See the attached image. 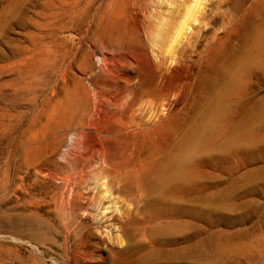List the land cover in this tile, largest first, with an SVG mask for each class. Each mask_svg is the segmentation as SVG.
Listing matches in <instances>:
<instances>
[{
    "label": "rangeland",
    "instance_id": "374dc122",
    "mask_svg": "<svg viewBox=\"0 0 264 264\" xmlns=\"http://www.w3.org/2000/svg\"><path fill=\"white\" fill-rule=\"evenodd\" d=\"M14 1L0 0V67L37 62L41 70L20 107L6 109L0 218L24 203L29 225L0 226V264H69L60 246L68 216L53 209L60 192L42 175L51 173L60 188L56 166L76 164L102 142L112 150L138 152L147 141L166 149L204 128L193 183L159 194L141 170L101 178L91 160L80 191L103 201L76 213L111 223L103 235L121 241L111 219L133 215L139 249L153 252L148 264H264V0H24L21 15L2 17ZM128 119L136 125L118 133ZM30 135L54 169L17 167ZM165 223L176 231L149 236V227Z\"/></svg>",
    "mask_w": 264,
    "mask_h": 264
},
{
    "label": "bare ground",
    "instance_id": "6f19581e",
    "mask_svg": "<svg viewBox=\"0 0 264 264\" xmlns=\"http://www.w3.org/2000/svg\"><path fill=\"white\" fill-rule=\"evenodd\" d=\"M23 1L24 0H19L18 2L14 1L10 5H8L4 9L3 11L4 15L2 17L13 18L16 15H21L24 12V9L21 10V14L18 10L22 9L21 2ZM35 1L36 0H31V3ZM129 1H133L131 6L136 4L134 3V0H129ZM78 15L82 16L80 14ZM40 70L41 69L39 65L37 64V62L29 64V65H24V67L20 65H15V66L6 67V68L0 67V149L5 143H9V140L7 139V131L9 128L8 126L9 123L7 124L8 120H7V114H6L7 106H9V103H11L16 108L20 107L22 94L25 93L26 91H29L30 88H32L35 84L39 82ZM7 77H10V78L6 79ZM123 120L122 122H120L121 126L117 127V130L115 129L118 133L123 132V130L129 129L133 127L134 125H136L132 119H128L127 121H123ZM194 128H196V126ZM210 128L212 129L213 127L211 126ZM206 131H207V128H204L202 130L198 129L194 131L191 135L186 137L185 139L183 138L179 139L176 145L173 143V145H175V146L171 145L173 146V148H169L167 146L168 149L162 148L161 144L160 146L158 144L157 146L156 145L153 146L151 145L152 143L151 141H150L151 143H148L147 141L146 143L144 142V146H142V150L141 151L138 150V152L131 151L129 148L122 149V150H116V148H114V150H112L110 147L106 145V143L104 144L102 142L101 145L99 144L95 146L93 150L94 154H91L88 157L86 156V158L84 159L82 156H80L78 159H76L77 160L76 164L66 161L64 164H59V166H56L57 168L59 167L58 169L60 170L63 176V185L60 188H58L52 183L53 177L51 173L49 175H45V174L42 175L41 182L47 186V189L51 188L52 192H55L56 194L57 192H60L58 198L53 197L54 198L53 199L54 201L53 209L55 210L58 209L61 216H64L65 213H67L66 215L68 216L67 221L66 222L62 221L63 223L60 225L62 228L61 233H63L62 242L60 246L63 248V252L67 260V263L69 264H148L152 256V253H153L149 249H147L149 251H144L143 249H139L138 242H137V235L139 236V234L137 233V230H136V223L138 220H136V218L133 215H130V214L121 215L119 217V220L115 217L114 218L112 217L113 219H111V220L118 221L120 223L119 229H120V232L123 234L124 241L123 240L121 241L120 237L117 234H113L114 232L113 233L110 232V234H108L107 232L109 230L106 232L107 234L103 235L102 228L105 227L106 229L107 227L112 226L111 223L104 226L105 224L102 222L101 219H98L97 217H91L90 214L87 212H86L87 214L85 215L83 214L84 213L83 212L82 216L80 217L78 216V214L76 213L77 210L79 209L87 210V208L85 207L87 205L86 203L88 202L89 204L92 203L94 206L98 199H99L98 202L102 200L98 195L97 196L95 194L90 195L89 193H83L80 191L83 189L86 190L85 185L87 184V181L90 178V175L93 174L94 170L91 169L92 167L91 160L95 161V164H97L95 169L97 173L101 176V178L102 177L105 178L108 175L114 176L116 174H117L116 176H118L121 173L125 176L128 174L137 173V170H141V172H143L142 173L144 176L143 178L144 179L146 178L147 180V183L150 187V191L152 190L156 193L165 195V193H167L168 191L170 192L171 189L173 188L182 189L186 187L188 184L194 182L193 181L195 178L194 173H197V172L192 171L193 167L191 168V159L197 147L203 142V137H205ZM110 132L115 134L114 130ZM107 134H109V132ZM24 136L25 135H23V137ZM23 137H22V143H24ZM29 137L30 138L27 137V141L25 142L28 145L24 147L22 151V155L20 156L21 160L18 164L19 166L17 167L20 169H27V170L30 168L34 169L37 167H40V169L42 168L52 169L56 163L54 161H48L46 159H45V162L42 161V159H44V156L40 154L38 152V148H36L33 145L36 141V138L33 139L32 138L33 136L31 135ZM107 141H109V139L106 138L105 142ZM113 141H117V140H113ZM19 143L18 142L13 143L14 148L19 147ZM155 155L157 156L160 155V157L158 158L156 156L157 157L156 160H151V158L154 157ZM137 174H140V173L138 172ZM53 175H54V172H53ZM3 176H6V175H3ZM125 178L128 179L127 177ZM6 179L7 178H4V177L0 179V191L6 185V182L8 181V180L6 181ZM147 190H149V188ZM41 191L43 192V190ZM56 194H53V195H56ZM170 194L172 195V193ZM44 195L47 196V193ZM171 195L166 196V198L171 197ZM179 196H183V195L179 194ZM166 198H163V200L165 201ZM181 199L182 198L179 197L178 200L180 201ZM171 202L173 201L169 200L168 204L171 205ZM23 204H21L22 206L20 205L21 206L20 208H16V207L9 208V211L17 209L19 210V213H16L14 215H5L4 213L5 216L0 218V222H1L0 226L4 228L15 229L19 225L20 222L24 221L25 216L28 215L29 207L28 205L26 206V204L25 205ZM43 207L40 206L39 210H42ZM155 209L157 208L155 207ZM55 212L52 215H55L54 220L57 221L56 217L58 218V214H56ZM142 214H143V210H142ZM60 215L59 217H61ZM153 219H159V218L155 217ZM28 223L29 222H27L26 220V225H29ZM158 223L160 224L161 222H159L158 220ZM159 224L157 226L156 225L154 226L153 224L152 229H150V227L148 228L149 231L148 232L146 231V232L150 234L149 235L150 237L151 236L153 237L154 234L161 235V236H168L176 231L174 226L171 225V223L170 224L165 223L164 225H159ZM181 227L182 225L179 226V228L183 229ZM141 233H140V236H141ZM140 238L141 237H139V239ZM139 242H141V240ZM122 244L124 245L122 246ZM102 245H105V246L101 247Z\"/></svg>",
    "mask_w": 264,
    "mask_h": 264
}]
</instances>
